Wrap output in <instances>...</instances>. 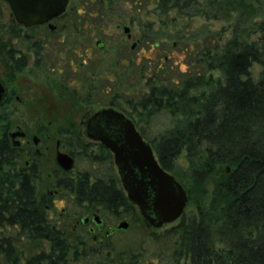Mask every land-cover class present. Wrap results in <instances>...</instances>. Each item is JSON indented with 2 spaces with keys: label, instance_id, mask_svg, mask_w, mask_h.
Segmentation results:
<instances>
[{
  "label": "trees",
  "instance_id": "obj_1",
  "mask_svg": "<svg viewBox=\"0 0 264 264\" xmlns=\"http://www.w3.org/2000/svg\"><path fill=\"white\" fill-rule=\"evenodd\" d=\"M262 1L260 9L264 12ZM197 2L156 0L155 4L156 10L166 15L171 10L183 14L188 7L203 6ZM204 2L209 7L198 14L206 20L229 21L235 16L238 24L247 20L264 33V20L253 22L258 17L254 1ZM253 32L233 30L227 39L224 30L209 32L208 38L191 37V44L185 47L186 70L178 69V76H172L175 70L167 65L168 56L153 60V76L141 73L148 74L146 89L135 105L131 103L132 112L140 120L154 115L170 120L151 136L137 128L150 143L160 166L169 173L174 171L175 161L182 154L199 162L189 174L190 215H183L164 234L150 235L147 250H156L154 264H264V37L253 39ZM254 64L261 67L257 79L250 74ZM9 117L5 109L6 122ZM8 129L6 124L5 131ZM101 150L108 152L103 147ZM17 156L18 150L5 139L3 210L6 224L11 225L17 217L21 226L16 241L27 255L20 253V264L147 262L142 260L144 249L140 247L124 261L122 254L113 256L110 246L96 247L85 234L68 240L64 229L53 230L47 239L49 253L40 250L31 254L29 251L34 246L38 249L45 235L43 211L33 203L30 174L15 172ZM90 177L89 172H81L76 181H59L55 187L75 190L77 204L99 205L101 214L120 216L119 208L126 209L128 203L117 177L108 181L96 178L89 186ZM3 241L12 248L13 231L6 233ZM15 257L10 251L3 264H15Z\"/></svg>",
  "mask_w": 264,
  "mask_h": 264
},
{
  "label": "rangeland",
  "instance_id": "obj_2",
  "mask_svg": "<svg viewBox=\"0 0 264 264\" xmlns=\"http://www.w3.org/2000/svg\"><path fill=\"white\" fill-rule=\"evenodd\" d=\"M203 6H191L182 14L181 10H171L168 14H161L160 10H156V0H70L66 11V18L64 23L73 25L70 28L68 40L69 49L74 48L72 41H79L81 43L82 53L79 59H76L77 65L83 60L87 62V66L82 68L84 76L91 78L97 87V99L94 102L96 108L107 106L110 103L117 105L119 110L127 109L130 113V118L136 124L138 129H142L146 135H153L159 130H162L170 124V120L161 115H154L149 118L140 120L137 113L132 112L131 103L136 104L140 96L145 91V84L147 82V75L153 76L152 67L154 61L158 58L169 57L167 65L173 67L172 76H178V69L186 70L185 64V47L191 44V37L197 38L198 36L210 37L209 32H218L224 30L225 39L230 37L233 30L238 32L251 33L253 30L252 38L259 39L264 37V33L259 29H254L251 23L244 20L238 24V20L233 16L229 21L223 19L206 20L202 14H198L200 10L207 9V4L204 0H193ZM257 6L258 17L255 20H264V12L262 8V0H252ZM183 3V2H180ZM209 5V4H208ZM76 10L79 11V15ZM206 11V10H205ZM127 26L130 29V39L123 32V27ZM72 30V31H71ZM200 36V37H201ZM181 37V38H180ZM144 39L147 41L145 42ZM100 41L102 48L99 49L95 46V42ZM133 43H136L134 49H131ZM157 44L158 47L154 45ZM86 51V52H85ZM68 56V61L71 55ZM88 56L92 60H88ZM153 59V60H152ZM95 64V70L88 69L90 64ZM148 70V71H147ZM142 71L148 72L146 76H142ZM261 71V67L254 64L251 69V77L255 79ZM67 73V71H65ZM96 79V80H95ZM108 79H111L108 80ZM24 83V89L21 93L23 99H28L26 94L29 88L33 85L31 77L26 76L19 80ZM32 95V94H31ZM130 101V102H129ZM18 106L10 112V117L15 124L21 125L22 129L28 133V139L33 136L40 138L41 141H47L50 137V143L54 148L55 140L65 137L63 148L70 149L72 152L77 153V166L75 168L81 172H89L95 177H99L105 181L113 177H117V173L112 162L111 156L108 152L105 153L98 147H94L93 154L97 155V161L92 167L91 161L83 151L85 140L77 141L76 135H68L63 130L66 128L58 127L57 125L46 128L45 126L35 127L34 121L37 119V113L32 109ZM1 113V111H0ZM59 112L55 113L56 116ZM21 130V129H20ZM49 142V141H48ZM49 143V144H50ZM42 151L44 149H41ZM89 152V150L87 151ZM38 161L40 165V189L44 193L46 190L47 181L49 180L52 185L51 190H58L55 184L59 181H66L70 175H64L54 161V150L50 157H46ZM27 157L21 156V163L23 165ZM197 158H187L184 154L180 155L175 161V170L170 172L175 178L184 186L186 190L192 188V183L189 174L194 166L198 164ZM39 166V165H38ZM221 168V172L224 171ZM93 177V179L95 178ZM209 190L212 189L210 186ZM62 192H65L64 190ZM63 198V195L57 196V199ZM68 198L64 201H55V205L60 210L64 211L65 216L70 214L82 213L85 205L80 206L72 203L69 207ZM191 206H187L184 210V216H189L192 211ZM86 211H84V214ZM83 216V215H82ZM102 218L107 223H111L112 216L109 214H101ZM128 228L121 230L110 236L109 242L110 251L112 255H123V260L129 259L130 253L136 254L139 247L142 250V262L140 264H154L157 263L156 250H147L148 241L150 238V231L155 235H162L166 231L173 229L181 219L174 223L166 224L159 229L150 230L146 223L138 216H128L126 218ZM165 239V237H164ZM147 250V251H146ZM152 262V263H151Z\"/></svg>",
  "mask_w": 264,
  "mask_h": 264
},
{
  "label": "flooded vegetation",
  "instance_id": "obj_3",
  "mask_svg": "<svg viewBox=\"0 0 264 264\" xmlns=\"http://www.w3.org/2000/svg\"><path fill=\"white\" fill-rule=\"evenodd\" d=\"M66 11L61 16L52 19L46 24L27 28L15 22L8 4L4 0H0V83L3 85L6 92V99L3 104L0 105L1 264L4 263V256L8 255L10 251L16 255L15 264H20L19 255L21 252L27 255V250L22 249L19 242L16 241L21 234V226L18 223V218H14L11 225L5 223L6 217L4 216L3 210L5 170L3 161L5 139L14 149L18 150L15 172L30 174L33 180L32 186L34 188L33 203L40 205L43 211L41 220L43 222L42 227L45 229V235L41 236L42 240L39 243L38 249L34 246V249L32 248L33 250L31 249V251H29L31 254H36L40 250L45 253L51 251V245L47 239L50 238L51 233L55 229H64L66 238L70 241H72L77 234H85L96 247L105 248L111 244L109 242L110 236L121 231L116 230V226L120 222L126 221L129 223L126 218H128V216L133 217L134 214L142 219L138 209L130 204L128 200V207L126 209L123 207L119 208L118 215L120 216L109 214L113 217L111 223H107L105 219L102 218L99 205L78 204L80 206L85 205V207H83L84 211H86L85 214L83 211L80 214H70L66 217L63 210L58 212L55 201H64L68 198L67 206L69 207L72 203L77 204V193L75 190H68L60 187H58V190H51L50 175L47 181L48 185H46L47 188L43 193L40 189V184H38L41 173L39 168L41 164H39L38 161L50 157L53 150L54 161L58 152L69 155L74 161V168L71 171H63L56 162L55 164L63 174L70 175L67 181L70 180L74 182L77 180V175L81 173L79 170L74 172L77 166V153L74 154L70 149L65 150L63 148V143L67 142L65 141V137L55 140L53 148L49 140L50 137H47V141H41L40 138L36 136L28 139V133L22 129L21 125L15 124L11 119L7 122L4 119L5 109L12 111L18 106H23L27 109L33 106L32 109L37 113V119L34 121L35 127L45 126L46 128H50L57 125L58 127L66 128V131L63 130L62 132L70 136L76 135L77 141H81V143L84 142L83 140L86 141L83 145V151L88 157V160H90L89 157L94 158V160L91 161L92 167L97 161L98 156L93 154L94 147L101 149L103 146L99 142L87 138L85 133L87 122L92 115L100 109H119H117L115 107L116 105H113V103L104 107H95L94 102L97 99L96 91L98 89L95 82L91 78H86V75L84 76V71H82V68L87 66V62L82 59L79 65H77L75 61L81 56V43L79 41H72L75 44L74 48L71 50L68 47V40L66 39L69 37L70 28L73 29L75 26L64 23ZM76 12L79 15V11L76 10ZM127 38L130 39L129 37ZM95 46L99 49L102 48L100 41H96ZM154 46L158 47L157 44ZM64 55H71L70 60L68 61V56L65 58ZM88 60H92V58L88 56ZM88 69L94 71L96 69L95 64H90ZM65 71H67V73H65ZM26 76L31 77L33 85L26 92L29 98L25 100L21 97L25 84L20 83L19 80ZM108 80L111 81V79ZM119 111L130 118L127 115V113L130 112L129 110L123 109ZM57 112H59V115L55 118L54 116ZM6 124L9 128L7 131H5ZM135 127L137 129L136 125ZM18 130L24 132L25 136L12 139L10 136L11 133ZM34 138H36V142ZM15 142L19 144L16 145ZM41 149L44 150L42 151ZM88 150L89 152H87ZM108 153L113 162L112 154L109 151ZM21 156L27 157L23 165H20ZM93 177L89 179V186H92L95 181L94 179L99 178L95 177L93 179ZM117 179L121 187L119 177ZM63 190L65 192H62ZM60 195H63V198L57 199V196ZM96 215L100 217V224H96L93 220ZM142 221L145 222L143 219ZM146 225L150 227V230L159 229L153 228L147 223ZM11 231L14 233V241L11 246L12 248H9L5 246L3 239L6 233L8 234ZM152 234L155 233L150 231V235ZM133 252L134 251H132L130 255ZM106 256L109 257V251H107Z\"/></svg>",
  "mask_w": 264,
  "mask_h": 264
},
{
  "label": "water",
  "instance_id": "obj_4",
  "mask_svg": "<svg viewBox=\"0 0 264 264\" xmlns=\"http://www.w3.org/2000/svg\"><path fill=\"white\" fill-rule=\"evenodd\" d=\"M18 25L32 27L46 24L64 14L70 0H4ZM130 38V29L123 27ZM133 43L131 49H134ZM6 92L0 83V105ZM86 136L99 142L113 157L126 199L138 209L141 218L153 228H161L179 220L187 207L189 195L174 175L159 164L150 145L124 113L114 108L95 112L86 125ZM11 138H22L24 132L11 133ZM36 142V138H34ZM18 145V142H15ZM56 164L66 172L74 168L73 159L63 153L55 156ZM96 224L100 217L94 216ZM128 223L120 222L116 230H126Z\"/></svg>",
  "mask_w": 264,
  "mask_h": 264
}]
</instances>
